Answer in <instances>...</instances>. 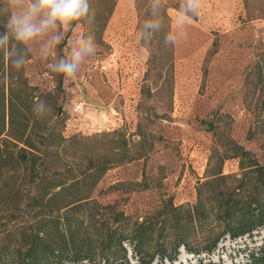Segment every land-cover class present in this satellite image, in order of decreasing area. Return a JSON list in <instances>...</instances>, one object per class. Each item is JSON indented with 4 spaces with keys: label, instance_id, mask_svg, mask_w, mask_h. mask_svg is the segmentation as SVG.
<instances>
[{
    "label": "rangeland",
    "instance_id": "obj_1",
    "mask_svg": "<svg viewBox=\"0 0 264 264\" xmlns=\"http://www.w3.org/2000/svg\"><path fill=\"white\" fill-rule=\"evenodd\" d=\"M184 2L115 0L111 6L110 0H87L83 17L57 22L28 42L17 40L11 29L28 53L21 68L13 69V90L23 103L33 97L34 112L31 106L23 112L35 118L25 130L28 146L14 139L23 128L19 112L13 132L6 128L0 135L1 263L24 264L23 251L35 232L48 243L58 237L56 221L64 229L69 219L81 227V237L86 229L94 239V225L105 221L117 228L119 212L123 229L148 219L163 226L156 213L169 198L185 215L210 176L220 172L227 179L202 191L233 187L242 177L239 159L228 157L231 141L264 166V0L247 5L200 0L196 12L178 24ZM44 18V13L37 17V26ZM148 22L158 29L145 27ZM169 33L174 43L166 42ZM81 38L92 51L82 55L71 75L54 71L62 60L72 62L73 48L83 47L77 43ZM6 72L0 67L2 79ZM1 86L7 97L6 79ZM79 102L83 110L75 114ZM21 148L37 156L33 170L20 160ZM131 154L141 156L117 165ZM57 181L67 186L49 199ZM252 187L246 182L244 192ZM259 190L264 197V187ZM81 196L97 209L90 204L67 213L60 209ZM212 205L206 204L208 213ZM185 224L188 248L180 245L173 256V234H153L147 254L162 241L172 260L156 254L150 264H248L249 250L264 242V226L232 239L211 215L199 226ZM215 235H220L217 245L207 253L204 246ZM126 257L129 264L141 262V254ZM50 264L88 263L64 258Z\"/></svg>",
    "mask_w": 264,
    "mask_h": 264
},
{
    "label": "trees",
    "instance_id": "obj_2",
    "mask_svg": "<svg viewBox=\"0 0 264 264\" xmlns=\"http://www.w3.org/2000/svg\"><path fill=\"white\" fill-rule=\"evenodd\" d=\"M115 0H110L111 6ZM247 5V0H244ZM108 14L104 18V21L108 18ZM10 12L6 0H0V39L7 36V39L0 43V67H6L7 72L0 75L1 84L5 79L9 86L7 97H5L3 87L0 89V135L8 128V132L12 133L17 123L16 112L22 116L23 128L19 133V136L14 138L19 143L28 146L27 140H29V134H25V130L28 125L34 120L35 114H32L29 118L23 112V106H31L34 112L33 97H27L23 100H19L13 90V86L16 83L17 77L13 75V69L21 68L23 62L27 59V51L21 43L17 42L11 34V29L8 27V20ZM20 78V77H19ZM26 87L24 80L21 81V85ZM61 85V74L57 79V86ZM25 120V121H24ZM117 133V131H114ZM48 136V134H46ZM229 148L230 153L228 157L238 158L240 168L243 170L242 177L237 184L233 187L220 188L218 185L214 188L202 191L203 187H213L215 183L225 181L227 177L220 175V172L210 176L204 181L197 191V199L191 209H186L185 215H181L182 207L173 206L171 199H167L165 204L157 211L156 216H160L163 220V226L156 227L154 221L144 220L142 222H134L128 229H123L121 221L124 218L121 212L117 213L114 217L115 222L119 223L115 229H110L105 221L99 225H94L96 237L89 236L87 231H82L83 237L80 236L81 227L73 224L69 219L64 224V229H58L57 221L54 224V234L58 237L51 242H45L42 236L39 235L40 230L35 232L29 243L26 245L23 251L24 264H50L52 262L60 261L64 258L71 262L86 261L88 264H129L126 257L127 252L123 247L122 242L128 241L132 245V253L141 254L140 264H150L156 254H159L161 258L166 257L172 260V256L166 253L167 247L163 246V243L157 240L151 245L154 251L148 255L145 251L146 245H149L153 240V234L160 235L163 232H171L173 234L172 239V252L173 256L177 253V248L182 245L185 249L188 248L185 236V222L192 225H201L205 217L211 215L216 221L223 224V232H226L230 238L244 234H250L254 229L264 226V197L261 195L259 187H264V166L254 158L249 150H246L242 145L231 141ZM127 143L123 139V147L126 148ZM20 160L29 162L30 169L33 170L36 164V158L32 152H29V157L25 154V149L21 148ZM140 154L127 155L123 160L120 159L117 165L123 162H130L134 159L140 158ZM248 180V181H247ZM246 182L252 183V190L244 192V185ZM64 182L57 181L50 187L51 196H61L66 188ZM56 191H52L57 189ZM87 196L77 197L74 199H68L63 202L60 209H66L67 211L81 210L86 205H91V208L99 206L96 202L86 201ZM213 203L209 213L206 211V204ZM109 208L104 206L103 208ZM65 213L64 216L67 214ZM97 214V211L94 212ZM94 217V216H93ZM65 218V217H64ZM183 222V224H182ZM168 224L167 229L164 224ZM220 235H215L204 246V250L207 253L217 245ZM248 264H264V242L261 246L250 249L248 252ZM147 259H143V257ZM0 264H5L1 263ZM198 264H203L199 260ZM207 264H214L208 262Z\"/></svg>",
    "mask_w": 264,
    "mask_h": 264
},
{
    "label": "clouds",
    "instance_id": "obj_3",
    "mask_svg": "<svg viewBox=\"0 0 264 264\" xmlns=\"http://www.w3.org/2000/svg\"><path fill=\"white\" fill-rule=\"evenodd\" d=\"M156 4H159V0H156ZM199 4L200 0H185L178 10L177 23L183 24L185 20H188L187 14L196 12ZM9 5L13 10L8 20V27L14 31L15 38L21 42H28L38 34L55 28L57 22L67 24L78 20L87 12V0H29L26 6L25 0H9ZM41 13H44L45 18L37 26L36 20ZM145 27L158 29L159 25L148 22ZM4 39H7V36L0 39V43H3ZM166 42L174 43L175 36L169 33ZM77 43L83 47L81 49L73 48L72 62L62 60L58 65L52 66L54 71L71 75L82 55L92 51L90 44L86 43L83 38L79 39Z\"/></svg>",
    "mask_w": 264,
    "mask_h": 264
},
{
    "label": "built area",
    "instance_id": "obj_4",
    "mask_svg": "<svg viewBox=\"0 0 264 264\" xmlns=\"http://www.w3.org/2000/svg\"><path fill=\"white\" fill-rule=\"evenodd\" d=\"M82 110H83V104L81 102L73 106V113L75 114L81 113ZM122 245L126 249L129 255L132 254V249H131L132 245L128 241H123Z\"/></svg>",
    "mask_w": 264,
    "mask_h": 264
}]
</instances>
